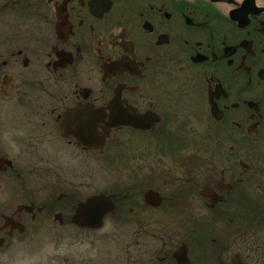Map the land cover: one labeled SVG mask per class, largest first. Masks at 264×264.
Listing matches in <instances>:
<instances>
[{"label": "flooded vegetation", "instance_id": "af4514ba", "mask_svg": "<svg viewBox=\"0 0 264 264\" xmlns=\"http://www.w3.org/2000/svg\"><path fill=\"white\" fill-rule=\"evenodd\" d=\"M122 147L142 185L103 226L125 223L126 263L264 264V0H0V255L72 235L50 261L94 264L72 248L98 231L74 223L95 196L30 191ZM155 221V257L133 263V223Z\"/></svg>", "mask_w": 264, "mask_h": 264}, {"label": "rangeland", "instance_id": "374dc122", "mask_svg": "<svg viewBox=\"0 0 264 264\" xmlns=\"http://www.w3.org/2000/svg\"><path fill=\"white\" fill-rule=\"evenodd\" d=\"M126 150L124 147L119 149V151L124 152L118 154L121 156L116 158H110L107 156L108 154L101 158L93 159L83 154L82 159L78 160L68 156L67 169L65 168L59 173L39 176L36 183L37 189L30 192H35L39 199L51 198L55 193V196H57L61 192L67 195H74L76 198H80V200L100 194L114 197L115 201H117L116 198H124L129 186L134 185V188L136 186L140 188L142 185L140 159H134L132 165H130V162L128 163L129 159L126 158ZM114 155L116 156L117 154ZM135 162L138 164L137 166H135ZM55 187L56 189L60 187L61 191H56ZM8 190L9 192H6L0 188V202L11 199L13 196L15 197L16 191L12 189ZM203 212H205V209L198 208L199 215L203 214ZM108 220H106L101 229L96 231L95 235L88 234L86 237H80L78 242H75L74 248H71H77L78 252L91 255V258H96L93 261L94 264H128L126 263L125 244L129 239L125 233V223L109 224ZM156 222L153 224L155 228L149 229L150 233L147 238L142 237L143 234L139 235L141 229L137 228L136 224L133 223L132 232L135 233L139 230L138 236H136L138 237V241L143 244L146 243L147 247L149 246L148 248L146 246L144 248L140 245L133 249V263L147 262L150 258L153 259L155 257L154 249H158L159 246V243L156 241L158 236L156 232L159 231ZM44 225L45 227L41 230H45L46 224ZM53 228L54 230L69 233L77 231L67 226L63 228L53 226ZM20 240V243L14 244V248L12 247L6 254L0 255V264H64L63 260L52 262L50 261V257L54 255L64 257L65 253L63 252L66 250L65 247L69 246L71 242L74 243L76 238H73L72 235L70 238H63L62 243L59 245L55 239H50L47 236L27 237ZM207 252V248L198 249L197 253L199 254L197 257H206ZM71 261L72 263L75 262L73 259Z\"/></svg>", "mask_w": 264, "mask_h": 264}, {"label": "water", "instance_id": "95a60500", "mask_svg": "<svg viewBox=\"0 0 264 264\" xmlns=\"http://www.w3.org/2000/svg\"><path fill=\"white\" fill-rule=\"evenodd\" d=\"M98 210L95 212V220L91 222H80V219L87 218L85 216L87 211ZM113 205L110 197L104 195L96 196L88 200V202L80 207L79 211L76 214L74 223L79 227H86L90 229H98L102 226L103 219L109 213H112ZM84 217V218H83Z\"/></svg>", "mask_w": 264, "mask_h": 264}]
</instances>
